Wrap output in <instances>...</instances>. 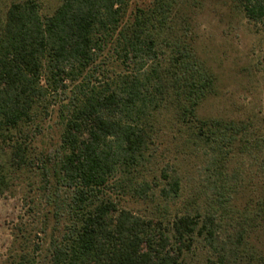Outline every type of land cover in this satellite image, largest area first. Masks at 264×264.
Here are the masks:
<instances>
[{"label":"trees","instance_id":"1","mask_svg":"<svg viewBox=\"0 0 264 264\" xmlns=\"http://www.w3.org/2000/svg\"><path fill=\"white\" fill-rule=\"evenodd\" d=\"M231 1L264 24V0ZM131 2L59 0L43 15L38 0H20L0 10V194L2 151L15 170L38 164L48 237L40 261L4 264H190L198 238L217 254L205 264H227L225 218L234 220L231 254L249 248L264 264V113L201 116L218 80L195 48L201 0H154L127 16ZM53 114L56 145L31 157L28 144ZM167 130L203 160L213 190L206 212L170 222L121 204L158 198L166 213L180 198L174 166L160 182L143 179Z\"/></svg>","mask_w":264,"mask_h":264},{"label":"rangeland","instance_id":"2","mask_svg":"<svg viewBox=\"0 0 264 264\" xmlns=\"http://www.w3.org/2000/svg\"><path fill=\"white\" fill-rule=\"evenodd\" d=\"M20 0H0L2 14L11 3ZM154 0H132L127 16L135 8L147 7ZM43 15L51 14L59 0H38ZM193 36L198 55L217 77V94L206 100L201 108L203 117L244 119L261 117L264 113V24L248 23L231 0H201L194 9ZM56 114L41 122L39 131L29 145V154L35 157L39 152L56 145L59 127ZM154 160L144 173L143 179L160 182V171L167 165L174 166L181 179L182 192L175 203L168 205L165 213L158 210L162 201L135 202L127 199L121 204L136 214L163 218L170 222L177 214L206 212V202L212 199L213 190H205V170L201 158L189 148H183L180 141L167 131L160 132L152 147ZM1 164L6 171V185L0 194V264L19 261L21 257L41 260L48 237L41 232L46 209L42 202L39 165L15 170L10 167L9 152H1ZM237 201L236 203L238 204ZM218 238L220 245L226 244L227 264H262L253 250L234 249L230 238L234 235V220L225 218L221 222ZM52 224L47 229L50 232ZM256 244L255 239L253 238ZM251 241V242H252ZM257 245V249H261ZM263 256H264V247ZM213 253L202 241L196 239L190 255V264H205ZM40 264V263H39Z\"/></svg>","mask_w":264,"mask_h":264}]
</instances>
